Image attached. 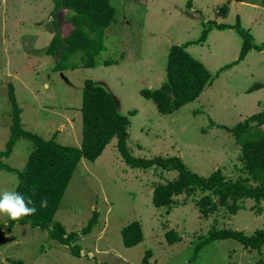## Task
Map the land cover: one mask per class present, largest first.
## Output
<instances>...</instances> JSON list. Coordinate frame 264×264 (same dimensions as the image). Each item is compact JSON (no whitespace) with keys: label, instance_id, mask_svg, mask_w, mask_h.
Returning <instances> with one entry per match:
<instances>
[{"label":"rangeland","instance_id":"374dc122","mask_svg":"<svg viewBox=\"0 0 264 264\" xmlns=\"http://www.w3.org/2000/svg\"><path fill=\"white\" fill-rule=\"evenodd\" d=\"M110 3L115 15L106 29V49L97 57L99 65L56 70L58 57L46 49L56 31L65 33L66 10L56 14L53 0H0V151L7 147L13 110L19 108L12 103L11 85L26 129L46 139L57 134L61 143L80 145L82 89L84 81L92 78L116 94L120 112L130 118L128 144L134 155H180L190 169L205 176L217 168L228 178L246 176L241 146L220 125L234 126L264 108V88L247 90L255 82L264 83V50L257 49L264 43V0ZM225 5L230 12L220 16ZM237 19L250 29L257 45L239 61L243 38L231 27ZM218 23L229 25L220 29ZM205 29L208 36L201 42ZM174 45H186L212 72L213 80L201 99L173 114H162L140 90L156 89L167 79ZM81 56L79 52L69 61L77 62ZM105 59L113 61L105 65ZM258 128L264 130V125ZM33 148L31 140L22 138L13 154L2 160L20 168ZM178 175L161 166L128 165L114 138L97 160L81 159L49 224L52 228L60 221L66 234L81 232L99 211L92 231L80 233L81 256L51 238L50 228L18 222L10 227L11 219L0 214V264H11L10 259L27 264H142L148 250L152 251L150 264H264V246L261 251L250 250L233 238L199 246L215 228L243 230L248 235L264 228V201L261 212L252 208L253 199H245L236 213L220 205L206 216L197 201L207 191L197 189L174 195L170 206L156 207L154 188ZM17 177L0 167V191L15 190ZM134 220L142 223L144 238L127 247L122 229ZM169 231L179 236L177 242H168Z\"/></svg>","mask_w":264,"mask_h":264},{"label":"trees","instance_id":"16d2710c","mask_svg":"<svg viewBox=\"0 0 264 264\" xmlns=\"http://www.w3.org/2000/svg\"><path fill=\"white\" fill-rule=\"evenodd\" d=\"M55 12L66 10L67 23L65 33L56 31L46 53L57 56L56 70L77 67H96L97 57L106 49L105 33L115 15L114 7L110 0H53ZM228 5L221 6L219 12L222 16L228 14ZM227 23H218L220 29L227 27ZM243 38V46L237 61L246 56L257 47L254 35L250 29L245 28L241 20L231 25ZM213 29L212 27L209 28ZM205 29L199 41H204L208 36ZM197 41V42H199ZM186 45H174L169 54L167 66V79L156 88L143 87L140 92L154 101L157 110L162 114H173L183 106L194 102L201 96L205 88L212 83L213 74L208 67L198 58L194 57ZM259 51L264 50L258 46ZM81 52V59L70 62L71 56ZM264 52V51H263ZM113 59H105L103 64L108 65ZM115 61V60H114ZM117 62V61H116ZM264 88V83L255 82L247 90L249 92ZM206 96H210L207 94ZM10 97L13 105L19 108L13 110V123L7 147L0 151V167L14 171L19 178L16 191L25 197H30L36 212L10 221V227L16 222L30 224L31 227L49 229L51 238L66 244L75 256H81L82 245L78 242L80 233L88 234L98 221L99 211L95 210L93 216L81 232L67 230L60 222H54L59 205L66 193L74 172L82 158L91 161L97 160L104 150L117 139V147L125 162L135 168H149L161 166L166 169L178 171V177L168 184H159L154 188L153 203L156 207H167L173 202V196L184 191H207L197 201L200 211L209 216L220 205L226 206L231 212L236 213L241 208V200L253 199V209L262 211L261 203L264 201V108L255 111L243 121H238L234 126H225L232 138L242 148V159L247 175L236 179L228 178L221 168L214 169L208 176L190 169L180 155L170 156H137L129 147L130 118L120 112V102L116 94L107 88L103 81L87 78L82 89V142L80 145H70L59 142L57 134L50 139L44 138L39 133L26 129L21 119L22 108L17 103L15 89L11 85ZM204 98V97H203ZM202 98V99H203ZM209 99V97H208ZM210 101V99H209ZM213 104V103H211ZM200 111V110H199ZM135 113V110L130 111ZM261 132L257 134L256 132ZM257 134V135H256ZM31 140L34 148L30 151L26 163L14 167L3 157H10L17 142L22 139ZM41 200H46V207H41ZM123 241L127 247H132L144 238V230L139 220H134L123 227ZM168 242L175 243L179 236L169 231ZM233 238L250 250L261 251L264 246V228L248 235L243 230L222 228L212 230L202 243ZM152 251L148 250L142 264H150ZM11 264H27L23 259H10Z\"/></svg>","mask_w":264,"mask_h":264},{"label":"clouds","instance_id":"9594fccd","mask_svg":"<svg viewBox=\"0 0 264 264\" xmlns=\"http://www.w3.org/2000/svg\"><path fill=\"white\" fill-rule=\"evenodd\" d=\"M20 183L19 178L15 180V185ZM47 201L41 200L40 206L46 207ZM36 208L30 197H25L21 192L16 190L0 191V214H6L9 219L16 220L22 216L35 213Z\"/></svg>","mask_w":264,"mask_h":264},{"label":"crops","instance_id":"0c3cea01","mask_svg":"<svg viewBox=\"0 0 264 264\" xmlns=\"http://www.w3.org/2000/svg\"><path fill=\"white\" fill-rule=\"evenodd\" d=\"M229 12H230V11H229ZM229 12H228V13H229ZM223 17H224V16H223ZM206 39H207V38H206ZM206 39H205V41H206Z\"/></svg>","mask_w":264,"mask_h":264}]
</instances>
